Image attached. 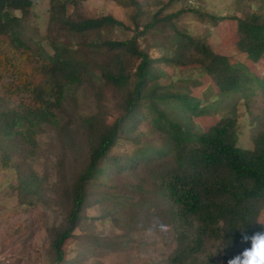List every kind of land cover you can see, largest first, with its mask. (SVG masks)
<instances>
[{"label":"trees","instance_id":"obj_1","mask_svg":"<svg viewBox=\"0 0 264 264\" xmlns=\"http://www.w3.org/2000/svg\"><path fill=\"white\" fill-rule=\"evenodd\" d=\"M57 2L51 0V20L57 23L61 19L69 33L91 37V32L107 25L123 26L113 16L65 20L69 4L77 2L65 0L60 7ZM33 7L34 0H0V150H19L23 145L16 141L19 139L37 147L38 135L54 131L61 150L87 153L80 174L63 188L66 217L60 227L50 230L51 264L66 263L65 245L75 239L78 229L87 231L83 227L88 226L94 230L96 220L107 223V202L120 213L136 205L144 206L146 181L133 183L142 176L155 182L157 196L166 204L163 217L162 213L157 217L167 221L178 241L177 248L166 257V264H228L250 248V241L242 242L243 235L264 232L260 223L264 208V134L254 138L252 148H244L240 146L237 122L231 118L222 119L199 135L182 127L174 121V108L191 116L206 114L210 109L202 108L198 97L166 92L168 88L161 87L152 73L153 66L160 61L182 72L190 71L188 80L201 72L218 90L217 96L212 97L220 99L240 91L249 92L244 85L250 83V79L246 80L250 70L235 66L227 56L216 55L206 37L175 39L176 53L162 60L141 50L136 38L106 43L101 48L116 53L115 68L109 70L101 65L100 70L106 85L109 83L119 94L127 92L121 95L123 113L111 125L95 115L82 118L75 128L62 125L56 114L64 113L65 100L74 89L85 85L90 74L77 51L58 46L48 56L49 64L38 74L25 70L24 58L19 56L14 43L21 44L20 24L22 18L31 15ZM15 12H20L22 18ZM57 12L63 16L56 17ZM236 20L239 52L254 64L264 63V15L251 14ZM154 26L150 24L147 29ZM126 55L140 59L132 76L126 74ZM7 72L18 76L20 86L14 80L9 86L4 85L3 75ZM132 78L136 79L133 86ZM250 78L260 84L264 93V78ZM21 91L29 103L13 107ZM97 113L100 115L103 110L97 108ZM144 121H149L150 128L146 137L156 135V139L148 141L135 132ZM123 142L127 143L124 154L116 155ZM50 146H54L53 142ZM32 177L37 180L35 176L22 179L21 202L37 193L38 188L33 189L35 181L29 179ZM112 191L119 194H107ZM96 210L98 216L87 214ZM85 238L94 248L92 251L107 250V240L96 231Z\"/></svg>","mask_w":264,"mask_h":264},{"label":"rangeland","instance_id":"obj_2","mask_svg":"<svg viewBox=\"0 0 264 264\" xmlns=\"http://www.w3.org/2000/svg\"><path fill=\"white\" fill-rule=\"evenodd\" d=\"M76 2L75 5L69 4L63 17L65 20L82 21L113 16L123 26L107 25L91 32V37L69 33L61 19V22H52L51 0H34L33 11L27 18H22L20 12L14 13L22 18L19 28L21 44L14 43V46L20 52L17 54L24 58L22 66H26V71L38 74L44 65L49 64L48 56L54 54L55 46L77 51V56L82 58V64L89 71L85 85L74 89L65 100L64 113L56 114L62 125L71 124L75 128L82 118L91 115L111 125L123 113L122 96L127 92L119 94L109 83L106 85L100 70L101 65L109 70L115 68L113 59L116 53L108 48L105 51L101 45L136 38L141 50L155 60H162L176 53L178 43L175 39L193 36L206 37L216 55L227 56L235 66L248 68L251 74L246 76V80L250 79V83L244 87L250 91L216 99L212 96H217L218 90L209 77L196 72L188 80L190 71L182 72L160 61L153 66L152 73L161 87L168 88L166 92L198 97L202 108L210 109L206 114L191 116L174 108L173 115L177 113L175 123L199 135L208 132L222 119L231 118L237 122L240 146L244 148H252L254 138L264 134V93L260 84L250 78L254 75L264 78V63L254 64L246 54L239 52L236 20L251 14L264 15L262 0H194V5H190L189 0ZM63 3L65 0H58L57 6ZM178 12L183 13L171 18ZM61 15L62 12H57L56 17ZM153 23L155 26L147 29ZM124 62L126 74H135L140 59L126 55ZM13 80L18 86V76L9 72L3 75L4 85L9 86ZM135 82L136 79L132 78L131 85ZM26 97L24 92H19L12 106L28 104ZM214 99L216 102H213ZM97 108L102 109L103 113L99 115ZM148 122L144 121L134 129L144 138L150 133ZM156 138L153 135L147 140ZM36 140L37 147H30L19 139L16 141L23 144L19 150H0V252H6L11 257V264H51L50 230L60 227L66 217L63 188L72 184V179L80 174L86 163L85 151L61 150L56 145L57 134L54 131L38 135ZM51 142L54 144L52 147ZM126 145L125 142L121 143L116 155L124 154ZM29 176L37 179L29 178L35 181L33 189L38 188L37 193H34V198L28 197L21 202V182ZM144 179L145 191L148 192L144 195V206L136 205L120 213L107 202V223L96 220L94 230L88 226L83 227L87 231L78 229L75 239L65 245V264H166V257L177 248L178 241L167 221L157 217L161 213L163 217L166 204L157 196L155 182L148 176H142L133 183ZM107 194H119V191ZM87 214L98 216L99 210ZM260 223L264 225V208ZM94 231L107 240V250L92 251L94 248L86 243L85 237Z\"/></svg>","mask_w":264,"mask_h":264},{"label":"clouds","instance_id":"obj_3","mask_svg":"<svg viewBox=\"0 0 264 264\" xmlns=\"http://www.w3.org/2000/svg\"><path fill=\"white\" fill-rule=\"evenodd\" d=\"M190 0V5H194ZM251 242L250 248H245L240 254L228 261V264H264V232L254 235H243L242 242Z\"/></svg>","mask_w":264,"mask_h":264},{"label":"built area","instance_id":"obj_4","mask_svg":"<svg viewBox=\"0 0 264 264\" xmlns=\"http://www.w3.org/2000/svg\"><path fill=\"white\" fill-rule=\"evenodd\" d=\"M0 264H11V257L6 252H0Z\"/></svg>","mask_w":264,"mask_h":264}]
</instances>
